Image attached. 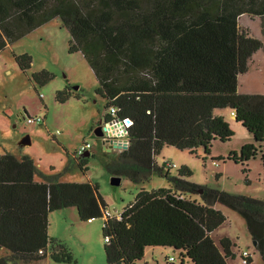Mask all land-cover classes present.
I'll list each match as a JSON object with an SVG mask.
<instances>
[{
  "label": "trees",
  "instance_id": "1",
  "mask_svg": "<svg viewBox=\"0 0 264 264\" xmlns=\"http://www.w3.org/2000/svg\"><path fill=\"white\" fill-rule=\"evenodd\" d=\"M242 15L261 18L264 37V0H0V53L60 19L71 36L69 52L81 53L98 80L96 93L106 101L101 122L132 121L129 147L108 165L109 172L135 184L165 176L172 185L142 189L120 216H110L98 184L61 182L58 175H41L30 156L0 154V249L8 252L0 264L47 258L76 264L69 247L49 235L52 213L69 208L81 222L105 218L107 264H138L152 249H171L178 257V263L166 258L165 264H229L237 245L229 237L219 243L213 237L227 220L217 203L246 220L257 249L264 251V200L191 183L184 179L192 175L188 167L172 177L156 160L169 146L210 155L215 142L235 135L217 113L231 110L254 142L231 151L227 160L248 175L259 159L264 171V94L239 92V76L264 43L241 28ZM16 62L26 72L33 61L23 54ZM32 78L45 86L53 75L42 71ZM71 97L66 88L56 100ZM90 157L73 159L66 170L75 161L87 174Z\"/></svg>",
  "mask_w": 264,
  "mask_h": 264
},
{
  "label": "rangeland",
  "instance_id": "2",
  "mask_svg": "<svg viewBox=\"0 0 264 264\" xmlns=\"http://www.w3.org/2000/svg\"><path fill=\"white\" fill-rule=\"evenodd\" d=\"M239 21L242 29L264 43L261 18L242 15ZM70 40L69 31L57 18L0 53V152L19 158L30 156L39 173L58 175L61 182L91 181L98 184L108 205L107 211L118 217L142 189L154 191L172 185L168 178L160 175L140 184L126 177H122L119 185L112 184L113 175L108 165L120 153L118 150L106 151L104 138L96 135L106 101L96 93L99 83L84 56L69 52ZM23 54L30 55L33 61L26 72L16 62V56ZM254 59L249 72L240 78L241 93L264 94V49L258 51ZM42 71L53 75L45 86L37 85L32 78L34 73ZM66 88L71 89L72 97L66 103H59L56 95ZM224 111L235 133L231 141L215 142L210 155H206L203 149L191 154L187 150L165 147L156 160L160 166L167 161L177 165V168L165 169L172 177H177L182 168L188 167L192 175L184 179L191 183L264 200V171L260 160L256 159L251 164L248 175L242 173L241 166L227 160L231 151L240 152L244 144L253 143L254 139L236 124L234 115ZM27 116L42 117L44 123L28 124ZM26 138H29V143H24ZM85 142L92 144L87 174L76 163L85 157H74L78 147ZM220 157L225 158V162H219ZM75 158L72 168L66 170ZM194 198L203 202L201 196ZM216 205L227 220L213 233V237L218 243L223 237H231L237 244V257L229 264H243L241 253L244 251L251 253L252 264H264V251L254 245L246 220L235 210L219 203ZM72 213L75 214L59 210L51 215L50 236L69 247L76 264H107L102 236L105 218L81 222L78 212L72 209ZM171 256L176 255L167 249L149 250L138 264H165V259ZM41 264L55 263L48 258Z\"/></svg>",
  "mask_w": 264,
  "mask_h": 264
},
{
  "label": "built area",
  "instance_id": "3",
  "mask_svg": "<svg viewBox=\"0 0 264 264\" xmlns=\"http://www.w3.org/2000/svg\"><path fill=\"white\" fill-rule=\"evenodd\" d=\"M110 113L112 115H115L116 114V109L114 107L111 108ZM120 120H122V119H115V120H112V121H109V122H103V126L107 128V132L111 133L113 131V129H115L117 124L120 125V122H119ZM26 121H27L28 124H34V123L42 124V123H44V119L42 117H39V116H36V117L27 116L26 117ZM122 121H123L124 124L122 126H120V127H122L119 130L120 132L123 131L124 128L128 129L130 127V125L132 124L131 120H130L131 122H127L128 119L127 120H122ZM119 131H117V133H114L113 135L116 136L121 141H124L125 139H128L127 138L128 130H127V133L125 134V136L124 135L118 136V132ZM105 146H107L106 149L110 148L108 144H106ZM91 148H92V144L88 143V142H85L84 144H82V145H80L78 147L77 151L74 153L75 154L74 157H78V156L79 157H83L84 154H86L87 152H90ZM113 150H120L121 152L124 151V149H114V148L112 149V151ZM165 166L168 169L169 168H177V165L175 163H171L169 161H167L165 163ZM107 215L111 216L109 211H107ZM106 241H108V239H106ZM241 258H242L243 264H250V260L253 259L252 255H251V253L249 251L242 252L241 253ZM168 261L170 263H178L177 262V258L175 256L168 257Z\"/></svg>",
  "mask_w": 264,
  "mask_h": 264
},
{
  "label": "water",
  "instance_id": "4",
  "mask_svg": "<svg viewBox=\"0 0 264 264\" xmlns=\"http://www.w3.org/2000/svg\"><path fill=\"white\" fill-rule=\"evenodd\" d=\"M236 115V114H235ZM120 125H116L115 129H113L112 133L107 132V128L103 126V121L101 122L100 126L98 127V129L96 130V135L100 138H104V143L105 145L108 144L110 148H108L107 150L109 152L112 151V149H124L127 150L129 147V140L125 139L124 141L119 140L116 136H114V133H117V131L120 130V126H122L124 123L122 120L119 121ZM127 122H131L130 120H128ZM120 132V131H119ZM118 132V136L120 135H124L127 133V129L124 128L123 131H121L120 133ZM30 140L29 138H26L24 140V143H29ZM90 152H87L85 154L84 157H89L90 156ZM122 182V177H118V176H113L112 178V184L113 185H119ZM254 245L257 246V242H254Z\"/></svg>",
  "mask_w": 264,
  "mask_h": 264
},
{
  "label": "crops",
  "instance_id": "5",
  "mask_svg": "<svg viewBox=\"0 0 264 264\" xmlns=\"http://www.w3.org/2000/svg\"><path fill=\"white\" fill-rule=\"evenodd\" d=\"M9 46H11V45H9ZM8 46V47H9ZM258 53V52H257ZM256 54H254V56H255ZM254 56H253V58L251 59V61H250V63H249V70H250V68H251V65H252V62L255 60L254 59ZM249 72V71H248ZM247 72V73H248ZM245 75V74H244ZM241 76H243V75H240L239 76V92H240V78H241ZM243 89H246V87H243ZM241 93V92H240ZM243 94H257V93H254V92H247V91H244V93ZM226 111H224V110H219L217 113L218 114H220V115H223L224 116V113H225ZM231 113L232 115H234V120H235V112L234 111H231V110H228V113ZM221 113H223V114H221ZM103 116V115H102ZM101 119H102V117H101ZM101 119H100V122H101ZM99 122V123H100ZM113 132V131H112ZM111 132V133H112ZM106 147L107 146H105V149H106ZM108 149V148H107ZM106 149V151H108ZM119 151V153L121 152L120 150H118ZM109 152V151H108ZM0 154L2 155V153L0 152ZM19 158V157H18ZM40 171V170H39ZM40 173H42L43 175H46V176H50L51 175V173L50 174H47V173H43V172H40ZM36 181H39V182H41V181H43V178L41 177V176H36ZM195 199V198H194ZM197 200V199H196ZM215 208H217L218 209V207H217V205H215ZM72 209L73 210H76V209H74V208H69V209H65V210H69V212H71V214H75V213H72ZM219 210V209H218ZM77 211V210H76ZM53 214V213H52ZM119 216V215H118ZM51 218V217H50ZM80 220V219H79ZM51 228V227H50ZM49 235H50V229H49ZM233 242H234V240L231 238V237H229ZM235 243V242H234ZM236 244V243H235ZM237 245V244H236ZM153 250V249H152ZM154 250H164V249H154ZM167 250H170V251H172L171 249H167ZM149 250H147V252H148ZM147 252H146V254H147ZM235 252H236V249H235ZM1 255H8V252L5 250V249H0V256ZM236 257H237V254H236ZM156 258H157V256H156ZM168 258V257H167ZM48 259V258H47ZM46 259V260H47ZM236 259V258H235ZM42 263V262H41ZM41 263H38V264H41Z\"/></svg>",
  "mask_w": 264,
  "mask_h": 264
},
{
  "label": "bare ground",
  "instance_id": "6",
  "mask_svg": "<svg viewBox=\"0 0 264 264\" xmlns=\"http://www.w3.org/2000/svg\"><path fill=\"white\" fill-rule=\"evenodd\" d=\"M85 156V154L83 155V157Z\"/></svg>",
  "mask_w": 264,
  "mask_h": 264
}]
</instances>
